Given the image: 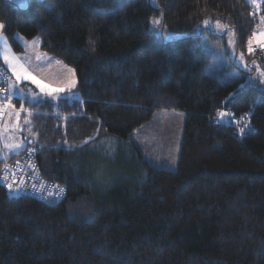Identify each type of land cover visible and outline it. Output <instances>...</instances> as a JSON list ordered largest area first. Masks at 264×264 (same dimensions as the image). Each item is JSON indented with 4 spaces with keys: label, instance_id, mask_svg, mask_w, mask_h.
Here are the masks:
<instances>
[{
    "label": "trees",
    "instance_id": "obj_1",
    "mask_svg": "<svg viewBox=\"0 0 264 264\" xmlns=\"http://www.w3.org/2000/svg\"><path fill=\"white\" fill-rule=\"evenodd\" d=\"M159 13L186 35L160 39ZM261 17L264 0H0L12 46L39 36L80 96L12 100L32 113L22 151L66 196L0 184V264H264V85L247 77L264 70V49L248 51ZM208 21L231 29V54ZM158 109L184 113L175 170L130 136Z\"/></svg>",
    "mask_w": 264,
    "mask_h": 264
},
{
    "label": "rangeland",
    "instance_id": "obj_2",
    "mask_svg": "<svg viewBox=\"0 0 264 264\" xmlns=\"http://www.w3.org/2000/svg\"><path fill=\"white\" fill-rule=\"evenodd\" d=\"M15 5L20 8H25L27 6H21V3L15 2V0H10ZM152 6H157V0H149ZM256 6L257 3L254 2ZM158 19L160 21L159 25H154L153 20ZM152 20V30L154 33L163 41H170L177 38H180L185 33L179 32H171L166 28H163L161 25V14H157ZM1 24V23H0ZM217 21H208L204 25L206 26V31L214 32L217 34H223L225 38L224 50L228 53L233 52V35L231 29H217L215 26ZM222 25V24H221ZM264 32V17H261L259 24L256 26V31ZM2 31L4 37L5 34ZM260 33V32H259ZM15 38L18 41L20 46L19 49H16L12 46L9 40L6 37L7 45L11 48L12 53L18 57L19 62L22 63L27 70L35 76L38 80L42 81L44 84L49 85L52 88L64 87V85L73 78L76 80V75L74 68L70 65L63 63L62 61L54 58L43 49H41V40L39 36H34L32 38H24L18 34H15ZM202 43L205 47L211 51L213 48L209 45L208 34L204 33L202 37ZM255 43V41H253ZM222 46V45H221ZM264 49V48H263ZM1 64L7 69V65L4 64L2 60H0ZM259 66V65H258ZM8 71V69H7ZM9 78L14 80L15 78L11 76V72L8 71ZM260 73H264V70H257L256 72L247 75L248 79L253 78L251 82L255 83L259 80V85H264V75ZM76 86V85H75ZM19 87L23 89L24 97L31 101L36 100V97H49L46 93H41L40 88L33 84L30 80H21ZM75 88V87H74ZM74 88H66L65 91L69 93L70 99L77 98L80 96L77 92H73ZM64 91V92H65ZM64 92L54 93L56 97L62 95ZM52 98V97H50ZM21 105V104H20ZM17 109L20 106L14 105ZM25 116L22 118L20 116L21 127L20 130L15 132H6V136H13L14 140H23L25 143L17 153L10 154L15 152L13 150H4L3 143L0 142V159H9L13 155L21 153L24 149V145L26 144V133L23 130V124L25 117L28 116V113H21ZM4 119V118H3ZM9 117H7V121ZM16 118L13 116L11 118L12 122H15ZM184 122V113L182 111L170 110V109H158L156 110L151 118L135 129L130 133L132 140L140 147L142 151V155H144L145 159L151 163L154 167L158 168H167L170 170H175L178 162V154L180 149V141L182 137V129ZM3 123V122H2ZM3 127V124L0 126ZM18 156V155H17ZM173 161H175L173 163Z\"/></svg>",
    "mask_w": 264,
    "mask_h": 264
},
{
    "label": "snow or ice",
    "instance_id": "obj_3",
    "mask_svg": "<svg viewBox=\"0 0 264 264\" xmlns=\"http://www.w3.org/2000/svg\"><path fill=\"white\" fill-rule=\"evenodd\" d=\"M17 3H21V6H26V0H15ZM207 23V22H205ZM154 25H159L160 21L158 19L153 20ZM4 25L0 24V30H2ZM217 29H225L227 28L226 25H221L219 22H217L216 26ZM253 41L260 47L264 48V32L256 33L253 32L252 37L249 39L248 44V51L251 53L253 51ZM0 60L4 62V64L7 65L8 71L11 72V76L15 79L12 80L11 78L7 77L4 72L0 71V77L3 78V82L6 83L7 87L5 89H0V91H3L6 93V96L4 99H6L8 102L6 103H0V118H3L5 115L9 117L8 121H5L3 123V127H0V142L3 143V149L4 150H19L25 141L23 140H14L13 136L9 135L6 136V132H12L13 134L20 130L21 123H20V116L21 113H28V116L25 117L24 124L29 125L28 131L31 132L30 127V117L32 113L24 107V104L20 105V108L17 109L11 101L13 99H24V93L23 89L19 87L21 80H30L33 84L37 85L40 88L41 93H46L47 96L52 97V99H57V97L54 95V93H60L64 92L66 88H74L76 85V80L73 78L69 80L64 87H57L52 88L47 84H44L42 81L38 80L35 76H33L27 68L19 62L18 57L14 53H12L11 48L7 45L6 37L3 36L2 31H0ZM261 75H264V73H260ZM252 80L253 78H249ZM253 86H255L253 84ZM27 102H34V101H27ZM39 103H46L48 102L42 97H36V101ZM223 115V113H221ZM15 117V122L11 121L12 117ZM34 135V133H33ZM31 151V150H30ZM175 161H173L174 163ZM7 165H5V169H7ZM6 181V186L9 188V190H17L25 187L23 177L20 178L19 181H17L15 174H12L11 182L8 181V177L5 175L2 177ZM15 186V187H14ZM36 191H42L43 188H36L35 185L31 186ZM63 188H59V191L57 192V195H59L61 192H63ZM47 195L51 196V191L47 192Z\"/></svg>",
    "mask_w": 264,
    "mask_h": 264
},
{
    "label": "built area",
    "instance_id": "obj_4",
    "mask_svg": "<svg viewBox=\"0 0 264 264\" xmlns=\"http://www.w3.org/2000/svg\"><path fill=\"white\" fill-rule=\"evenodd\" d=\"M0 71L4 72L9 77L7 69L0 64ZM6 83L3 82V78L0 77V89H5ZM6 93L0 91V103L8 102L4 97ZM12 103V101H11ZM13 104V103H12ZM223 113V115H221ZM218 119H229L232 123H236L237 119L234 113L230 110H220L217 112ZM4 118V117H3ZM3 118H0V126L2 125ZM7 165V169H5ZM15 174L17 181L23 177L25 187L17 189L19 193L27 194L39 200H48L54 198L56 201H61L66 196V188L56 180L49 179L42 175L38 164L35 160V156L30 149L22 151L18 156L9 159H3L0 165V184L5 188L8 193L13 192L6 186V181L2 178L3 176L8 177L7 182H11L12 174ZM35 185L36 188H43L42 191H36L31 186ZM15 187V186H14ZM59 188H63V192L57 195ZM51 191L52 195H47V192Z\"/></svg>",
    "mask_w": 264,
    "mask_h": 264
},
{
    "label": "crops",
    "instance_id": "obj_5",
    "mask_svg": "<svg viewBox=\"0 0 264 264\" xmlns=\"http://www.w3.org/2000/svg\"><path fill=\"white\" fill-rule=\"evenodd\" d=\"M21 116H22V118H23V117H24V114H21ZM7 117H8L7 115L4 116L3 123H4L5 121H7ZM3 123H2V124H3ZM14 153H17V151L12 152V153H10V154H14ZM0 158H1V157H0Z\"/></svg>",
    "mask_w": 264,
    "mask_h": 264
},
{
    "label": "water",
    "instance_id": "obj_6",
    "mask_svg": "<svg viewBox=\"0 0 264 264\" xmlns=\"http://www.w3.org/2000/svg\"><path fill=\"white\" fill-rule=\"evenodd\" d=\"M19 193V191L18 190H14L13 192H11L10 194H18Z\"/></svg>",
    "mask_w": 264,
    "mask_h": 264
}]
</instances>
